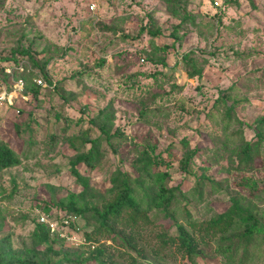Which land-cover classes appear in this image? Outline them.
Returning a JSON list of instances; mask_svg holds the SVG:
<instances>
[{
	"label": "rangeland",
	"instance_id": "obj_1",
	"mask_svg": "<svg viewBox=\"0 0 264 264\" xmlns=\"http://www.w3.org/2000/svg\"><path fill=\"white\" fill-rule=\"evenodd\" d=\"M254 1L255 9L248 0H183L193 22L182 24L175 40L179 18L165 0H0V64L11 65L10 85L30 66L46 83L36 98L18 93L12 105L0 107V144L20 160L0 170V196L15 188L10 199L0 198V239L8 235L15 250L31 248L35 223L44 214L37 205L47 203L53 213L46 218L60 237L53 247L73 256L88 257L100 245L104 264H264L262 233L246 242L238 236L239 223L226 239L207 228L233 197L264 225V125L262 139L255 129V120L264 116V0ZM151 27L161 34L152 36ZM27 47L40 64L50 58L44 68L52 84L27 58L20 63L23 71L14 64L13 53ZM188 51L202 69L199 77L187 74L192 65L182 55ZM224 90L231 97L213 104ZM109 103L116 135L109 142L101 139L95 168L79 166L92 188L86 198L101 207L112 197L110 176L121 169L136 177L135 159L154 145V154L170 163L165 183L178 184L182 192L172 210L202 250L194 261L175 243L161 241L162 234L178 232L160 211H150L146 221L132 226L117 224L123 233L134 234L137 249L104 237L83 240L91 226L82 217L72 227L60 223L65 210L57 201L82 190L69 171L74 153L69 142L87 150L90 144L83 145L81 138L98 136L89 119ZM246 141L257 143L252 161L249 169L237 168L235 150ZM193 147L198 151L190 172L181 173L178 160ZM243 177L255 181L256 190L242 186ZM232 238L239 240L233 254L227 249ZM243 247L247 251L240 261Z\"/></svg>",
	"mask_w": 264,
	"mask_h": 264
},
{
	"label": "trees",
	"instance_id": "obj_2",
	"mask_svg": "<svg viewBox=\"0 0 264 264\" xmlns=\"http://www.w3.org/2000/svg\"><path fill=\"white\" fill-rule=\"evenodd\" d=\"M169 6L171 14L174 17L179 18V22L175 25L173 35L176 37V30L184 24L186 21L193 22L192 14L186 9L183 4V0H165ZM251 8H256L254 0H248ZM144 28L141 29L143 31ZM152 36L161 34L159 28H153L147 30ZM126 38L127 35H122ZM19 52L21 57H15V53ZM11 56L14 59V64H19L27 58L31 61L32 65L37 67L39 72L51 83L45 73V66L50 60L46 59L42 64L38 63L32 56L29 47L23 49H17ZM192 51H188L182 55L186 64H191L192 68L187 69L189 77L200 76L202 69L197 67L193 63L191 57ZM26 56V57H23ZM103 60H101V63ZM11 65L0 64V77L8 80L10 74L5 73L6 68H11ZM20 71L24 70L19 69ZM28 74H22L18 78H22L24 82L23 89L20 91L21 95L31 94L36 98L41 90V85L36 83L37 77L33 73L32 67L26 68ZM12 74V71H11ZM52 84V83H51ZM54 85V84H53ZM181 86V85H180ZM231 95L228 90L221 91L213 104L217 102H226L227 98ZM233 111V105H226V116L231 118V112ZM238 122H242L237 118ZM89 122L94 127L97 133V137L89 138L84 137L82 144L86 142L90 144V147L85 149H79L75 141L71 140L69 145L73 148L74 153L71 154L69 159V171L75 180L82 186V190L79 193L69 192L64 199L58 200L57 205L59 208L64 209L65 212L58 218L60 223L72 227L76 217H82L88 225L91 226L90 231L83 233V240L90 242H99L101 237H104L111 242H117L123 246L131 249H137L136 242L134 241L133 233H123L117 229V224L122 223L125 227L135 225L138 220L146 221L149 217L148 213L152 210L160 211L167 217H169L176 224L177 235L170 236L167 233L161 235V241L164 244L173 242L177 245L179 252L185 254L190 261H194V257L200 256L201 249L197 247L196 238L186 229V227L177 222L174 219V212L172 206L176 200L177 193L182 194L178 184L175 186L165 183V180L170 177V163L161 159L158 154H154L155 146L151 145L147 148H143L140 151V155L135 159V168L138 175L132 178L127 171L118 169L114 174L110 176V187L107 189L112 193V197L107 201H104L101 207H97L91 203L86 197L92 195V188L89 185V177L83 174L79 168L80 165L88 169L95 168L101 158V151L99 150L100 141L104 138L109 142L115 135L116 130L112 132L114 126V113L112 110V104H107L102 109L98 110L97 115L90 118ZM262 125H264V116H261L255 120V129L258 140L262 139ZM182 143L187 145L188 142L183 138ZM256 141H246L240 144L238 149L235 150L237 158V168L249 169L252 161L253 147L256 145ZM198 149L193 147L184 153L178 160L177 167L181 173L189 174V166L193 160V157L197 153ZM20 160L14 154L13 150L6 145L0 144V170L18 165ZM163 164L164 169H159V166ZM204 175L197 176L201 181L205 179ZM202 178V179H201ZM242 186L247 187L250 191H254L257 188V184L250 177H243ZM15 188L7 195H1L2 199H10L14 195ZM38 204V203H37ZM43 211L46 216H50L53 212L50 211L49 205L43 203L37 205ZM240 224L242 226L241 234L246 242L251 239L256 233H262L264 238V225L260 223L258 214L254 213L248 206L242 205L240 199L235 197L231 198V205L224 211L217 213V215L211 219L207 228H214L220 231L221 239L229 238L225 235L234 224ZM190 225H194L191 221ZM48 223L37 220L32 233L33 246L27 249H12L10 246L9 236L5 235L0 239V264H85L88 260H99V263L104 264L100 257L104 254L103 248L100 245L94 247L93 252L88 257H78L70 255L68 252L61 251L60 249H54L53 241L60 239L59 233L53 235ZM95 235V236H94ZM96 237V238H95ZM237 237V239H239ZM239 240L228 243L227 249H232L233 254L239 248ZM43 246V248H40ZM244 248V250H243ZM240 261H243V253L247 251L246 247H243ZM140 251V250H138Z\"/></svg>",
	"mask_w": 264,
	"mask_h": 264
},
{
	"label": "built area",
	"instance_id": "obj_3",
	"mask_svg": "<svg viewBox=\"0 0 264 264\" xmlns=\"http://www.w3.org/2000/svg\"><path fill=\"white\" fill-rule=\"evenodd\" d=\"M19 69H22V64H20ZM5 73L10 74L11 77L10 68H6ZM36 83L41 86L46 85V83L43 81L41 77H38L36 79ZM23 86H24V82L22 78H17L16 80H14V85L12 87L9 83V80H5L2 77H0V107L3 105L6 106L12 105L16 95L20 93V91L23 89ZM22 97L26 98V96L24 95H22ZM40 221L48 223L51 232L55 230L54 223L50 222L46 218L45 214H43V216L40 217Z\"/></svg>",
	"mask_w": 264,
	"mask_h": 264
}]
</instances>
